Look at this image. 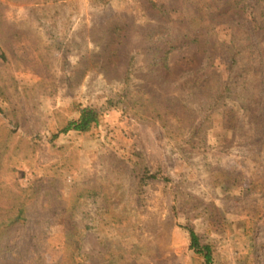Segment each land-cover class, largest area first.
I'll return each instance as SVG.
<instances>
[{
	"label": "rangeland",
	"instance_id": "obj_1",
	"mask_svg": "<svg viewBox=\"0 0 264 264\" xmlns=\"http://www.w3.org/2000/svg\"><path fill=\"white\" fill-rule=\"evenodd\" d=\"M30 1L0 0V205L3 193L34 182L41 192L0 242V264H205L191 247V227L212 244L214 264H264V0H242L240 13L212 32L223 78L237 48L251 44L252 68L243 72L249 78L256 69L261 99L248 109L237 101L216 107L200 132L137 119L121 101L124 67L100 70L95 40L114 15L126 14L124 48L136 50L154 24L145 14L153 3L175 9L178 33L189 24L183 16L216 23L227 0H66L46 8ZM202 58L186 43L170 56L178 80H152L162 99L177 98L179 111L190 95L186 77ZM234 68L237 79L242 71ZM79 104L97 106L101 124L55 136L78 117ZM195 120L191 113L186 121ZM85 185L101 192L68 219L70 197ZM87 223L94 226L79 237Z\"/></svg>",
	"mask_w": 264,
	"mask_h": 264
},
{
	"label": "trees",
	"instance_id": "obj_2",
	"mask_svg": "<svg viewBox=\"0 0 264 264\" xmlns=\"http://www.w3.org/2000/svg\"><path fill=\"white\" fill-rule=\"evenodd\" d=\"M94 1L108 2V0ZM30 2L34 3V8H46L52 4H59V6L67 4L66 0H32ZM240 2L242 0L225 1L213 16L216 23L212 20L205 24L202 15H187L188 18L183 16V18L189 20V24L184 31L178 33H173L172 28V15L175 9L153 3L151 8L148 7V11H145L147 22L154 23L146 27V30H148L147 42L142 48L129 51L125 50L124 47L130 37V22L126 14L114 15L109 22L103 25V31L106 35L102 34L95 40L94 63L105 73L108 72L110 67H124L121 101L126 103L125 108L131 110L137 119L145 118L157 121L167 128L175 127L180 131L188 128L192 130L198 128V132H200L204 120L212 122V110L216 107L237 101L243 109H248L250 104H257L261 99L259 94L253 91L256 69L249 78H246L243 72H247L252 68V57L250 55L248 57L246 52L250 49L251 44L249 46L245 45L243 48H237V55L239 54L240 57L233 58L230 65V75L227 78H223V72L214 66L217 47L216 43L212 41V32L217 21L219 23L226 21L240 13ZM41 18L39 16V19ZM70 28L68 27V29ZM53 38L56 41V35H53ZM186 43H196L198 53L203 58L198 65L199 69L194 65L196 75L186 77L188 84H184L189 86L190 95H183L181 102H178L180 108L183 109L179 111L176 107L177 102H173L177 98L172 100L162 99L157 90L153 88L152 80L154 77H161L165 81L175 79L180 66L171 64L170 56L176 48ZM144 51L147 54L150 53L146 58L143 56ZM236 65L239 66L242 72L237 79H233ZM78 111V117L70 119L66 125L59 129L55 136L72 130L88 132L101 124V110L97 106L79 104ZM183 113H187V116L185 117ZM191 113L196 114L195 121L198 123H188L186 121ZM5 141V138H0V163L5 154ZM40 186V184L34 182L27 187L3 193L5 197L7 196V203L0 205V242L4 240L3 238L9 227L29 217L30 202L41 192ZM100 192L101 188L99 186L85 185L79 188L70 197L69 206L66 210L68 213L67 218L74 219L85 199L95 198ZM93 226L91 223H87L84 228H77V235L81 237L85 231ZM190 230L192 234L191 247L204 256L205 264H214L215 257L212 244L202 243L198 232L193 227Z\"/></svg>",
	"mask_w": 264,
	"mask_h": 264
}]
</instances>
